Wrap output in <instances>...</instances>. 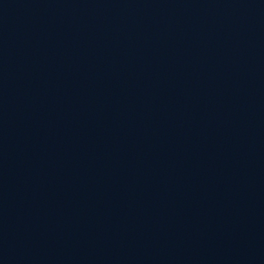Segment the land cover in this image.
<instances>
[{
  "label": "water",
  "instance_id": "1",
  "mask_svg": "<svg viewBox=\"0 0 264 264\" xmlns=\"http://www.w3.org/2000/svg\"><path fill=\"white\" fill-rule=\"evenodd\" d=\"M0 264H264V0H0Z\"/></svg>",
  "mask_w": 264,
  "mask_h": 264
}]
</instances>
